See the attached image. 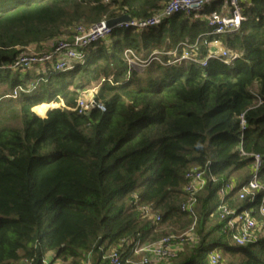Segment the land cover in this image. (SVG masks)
<instances>
[{
    "label": "trees",
    "instance_id": "16d2710c",
    "mask_svg": "<svg viewBox=\"0 0 264 264\" xmlns=\"http://www.w3.org/2000/svg\"><path fill=\"white\" fill-rule=\"evenodd\" d=\"M169 1L0 0V264H80L98 244L108 251L184 230L191 224L180 212L185 175L208 163L215 181L198 195V240L162 264H210L214 251L217 264H264V236L234 245L215 214L223 184L248 168L253 154H264V0L241 4L243 21L233 33H210L206 17L224 4L214 0L197 18L177 13L142 32L116 27L83 49L84 63L71 70L12 69L24 49L68 38L79 25L151 19ZM197 39V57L215 42L238 57L230 64L209 59L204 67L170 63L168 53ZM153 54L161 63L139 72L127 62ZM92 83H100L93 100L104 111H47L58 98L73 108ZM259 183L253 202L234 191L227 204L258 207L264 163ZM134 199L160 214L156 229ZM94 264L107 262L98 253Z\"/></svg>",
    "mask_w": 264,
    "mask_h": 264
},
{
    "label": "built area",
    "instance_id": "2783aa9c",
    "mask_svg": "<svg viewBox=\"0 0 264 264\" xmlns=\"http://www.w3.org/2000/svg\"><path fill=\"white\" fill-rule=\"evenodd\" d=\"M212 1L214 0H170L151 19L130 20L129 22L119 24L117 28L133 29L136 32H142L158 26L164 19L177 13H184L187 16L197 18L205 6L209 5ZM248 1L224 0V4L220 7L219 11H213L206 17L210 33L225 34L236 32L243 21L241 4H246ZM106 22L107 20H102L97 24L89 26L79 25L74 28L71 36L50 43L48 48L44 50L26 48L15 58L12 69L24 71L37 66L44 68L46 65H49L56 72L71 70L77 64L84 63L85 52L83 49L109 36L113 29L108 28ZM200 42L203 43L200 39L195 40L194 44H187L189 43L187 40L182 42L181 45L183 46L180 52L174 50L168 53V55L172 56L170 63L176 64L180 61H193L204 67L207 65L209 59L230 64L238 57L232 50H223L222 48L213 50L217 46L216 42L212 44L207 56L204 58L197 57V54L193 51L198 47ZM126 54L131 55V52L126 51ZM153 55L147 62H139L136 59H127V62L131 65L130 61H133L142 70L150 61L155 60L160 62L157 55ZM96 91L95 89L87 88L81 91L82 96L78 99L76 98L73 108H66L63 103L60 108L69 111V114L78 113L79 115L88 114L94 107L100 111H104V107L100 104H95L93 100V95ZM256 99L258 100V98ZM240 125L244 126L243 116L240 117ZM241 154L245 155L243 152ZM251 157L249 179L245 183L236 186L232 184L234 179L230 178L217 192L218 204L215 214L218 215L221 222L225 223L223 230L230 234V241L238 246L256 243L260 237L264 236V194L260 198V204L255 210H237L227 204L228 195L234 191H236L238 200L250 203L263 190V186L259 183V173L264 163V154H253ZM209 170L210 163L205 165L204 168L194 167L185 175L187 180L184 187L185 199L180 205V212L191 219V224L186 229L165 235L155 243H141L137 238L134 242H127L125 247L120 246L108 251L98 244L95 248L85 253L80 264H94L98 253L99 258L107 262V264H162L173 259L181 249L183 243H195L198 240L195 233L198 195L204 190L206 184L215 181L214 176ZM133 204L142 219L151 222L155 229L159 226L161 216L157 211H154L150 206L139 205L136 199H134ZM164 230L173 229L169 227ZM219 258V254L214 251L209 256L210 264H217ZM43 264H50V261L47 259ZM51 264H68V262L56 260Z\"/></svg>",
    "mask_w": 264,
    "mask_h": 264
},
{
    "label": "rangeland",
    "instance_id": "374dc122",
    "mask_svg": "<svg viewBox=\"0 0 264 264\" xmlns=\"http://www.w3.org/2000/svg\"><path fill=\"white\" fill-rule=\"evenodd\" d=\"M49 44H50V43H46V44H44V45H46V47L48 48ZM218 49H220L219 46H215V47L213 48V50H218ZM177 54H179V53H177ZM130 64H131V65H130L131 69H133V70L136 69L137 72L141 71V68H140V67H137V64H135L133 61H132V62L130 61ZM98 87H99L98 84H96V83H92V84H91L90 86H88L87 88L97 90ZM5 89H6L5 87H1V88H0V93L3 92V91H5ZM80 96H82V95H81V91L79 92V95H78L77 99H78ZM62 103H63L62 100H60V99L58 98V101H57V102H53V103L49 104V105H53V107L49 108L47 111H50V110L55 109V108H60ZM41 105H42V104H41ZM38 106H39V105H38ZM47 111H46V112H47ZM33 112H34V111H33ZM35 115H36V114H35ZM45 115H46V114H45ZM36 116H37V115H36ZM37 117H38V118H41V119H44L46 116H42V117L37 116ZM249 177H250V166H249L248 168L243 169L241 172L234 174V175L231 177L232 179H234V181H232V184H234V185H236V186H238V185H240V184H243V183H245V181H247V180L249 179ZM166 231H167V230H166ZM183 244H185V243H183ZM183 244H182V245H183ZM181 247H182V246H181Z\"/></svg>",
    "mask_w": 264,
    "mask_h": 264
},
{
    "label": "water",
    "instance_id": "95a60500",
    "mask_svg": "<svg viewBox=\"0 0 264 264\" xmlns=\"http://www.w3.org/2000/svg\"><path fill=\"white\" fill-rule=\"evenodd\" d=\"M131 18L129 16H122L115 19H110L106 22V26L110 29L116 28L119 24L129 22ZM33 112V111H32Z\"/></svg>",
    "mask_w": 264,
    "mask_h": 264
},
{
    "label": "crops",
    "instance_id": "0c3cea01",
    "mask_svg": "<svg viewBox=\"0 0 264 264\" xmlns=\"http://www.w3.org/2000/svg\"><path fill=\"white\" fill-rule=\"evenodd\" d=\"M43 48L46 49L47 48L46 45H43ZM43 48H41V49H43Z\"/></svg>",
    "mask_w": 264,
    "mask_h": 264
},
{
    "label": "clouds",
    "instance_id": "9594fccd",
    "mask_svg": "<svg viewBox=\"0 0 264 264\" xmlns=\"http://www.w3.org/2000/svg\"><path fill=\"white\" fill-rule=\"evenodd\" d=\"M43 105V104H42ZM33 111V110H32ZM34 113V112H33ZM35 114V113H34ZM46 114V113H45ZM46 116V115H45Z\"/></svg>",
    "mask_w": 264,
    "mask_h": 264
}]
</instances>
